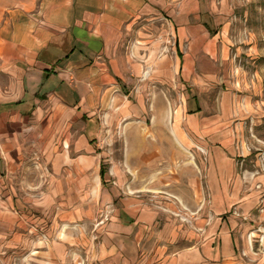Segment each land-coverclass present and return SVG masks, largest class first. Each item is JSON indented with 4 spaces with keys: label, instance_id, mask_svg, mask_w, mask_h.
Wrapping results in <instances>:
<instances>
[{
    "label": "crops",
    "instance_id": "crops-1",
    "mask_svg": "<svg viewBox=\"0 0 264 264\" xmlns=\"http://www.w3.org/2000/svg\"><path fill=\"white\" fill-rule=\"evenodd\" d=\"M217 1L0 0V264L264 260V81Z\"/></svg>",
    "mask_w": 264,
    "mask_h": 264
},
{
    "label": "rangeland",
    "instance_id": "rangeland-1",
    "mask_svg": "<svg viewBox=\"0 0 264 264\" xmlns=\"http://www.w3.org/2000/svg\"><path fill=\"white\" fill-rule=\"evenodd\" d=\"M220 1H217L218 9L221 11L220 13H223L220 15H227L226 17L228 18L223 24L224 26L226 25L224 32L227 31V28L229 29L224 41L231 48L229 52L231 58H233L234 62L241 64L243 68H249L253 71L257 70L264 81V0H226L227 6L225 8L219 6L218 2ZM179 2L181 3L182 0H173V11L176 13L181 7ZM197 2L203 9H207L212 0H197ZM220 20L218 19L217 26L214 25L213 27L218 32L222 30L221 27L223 26H219ZM155 36L157 37L159 34ZM218 40L220 41L221 39ZM174 43L173 37V49ZM133 45L134 43L130 41L131 48ZM181 49L184 51L182 55L185 54V51H187L186 46H182ZM255 146L250 149L252 153L256 156L261 152L264 153V143L257 140ZM257 262V264H264L262 259H258Z\"/></svg>",
    "mask_w": 264,
    "mask_h": 264
},
{
    "label": "built area",
    "instance_id": "built-area-1",
    "mask_svg": "<svg viewBox=\"0 0 264 264\" xmlns=\"http://www.w3.org/2000/svg\"><path fill=\"white\" fill-rule=\"evenodd\" d=\"M256 162H257V170L258 172H262L264 173V153H260L257 157H256ZM107 220V212H103L101 215H100V221L97 223V227L98 226H102L105 221ZM38 239H46V236L45 235H40Z\"/></svg>",
    "mask_w": 264,
    "mask_h": 264
}]
</instances>
